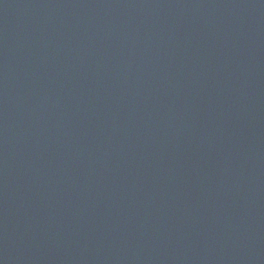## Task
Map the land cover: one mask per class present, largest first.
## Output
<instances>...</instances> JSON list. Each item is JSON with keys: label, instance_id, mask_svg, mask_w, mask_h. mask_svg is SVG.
Listing matches in <instances>:
<instances>
[{"label": "water", "instance_id": "obj_1", "mask_svg": "<svg viewBox=\"0 0 264 264\" xmlns=\"http://www.w3.org/2000/svg\"><path fill=\"white\" fill-rule=\"evenodd\" d=\"M0 264H264V0H0Z\"/></svg>", "mask_w": 264, "mask_h": 264}]
</instances>
